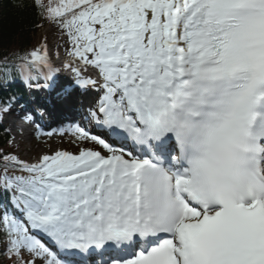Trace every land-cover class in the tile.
<instances>
[{"label": "snow or ice", "instance_id": "snow-or-ice-1", "mask_svg": "<svg viewBox=\"0 0 264 264\" xmlns=\"http://www.w3.org/2000/svg\"><path fill=\"white\" fill-rule=\"evenodd\" d=\"M14 7L59 33L64 58L46 43L4 55L0 90L19 82L77 119L60 130L76 151L0 150L12 264H264V0Z\"/></svg>", "mask_w": 264, "mask_h": 264}, {"label": "trees", "instance_id": "trees-1", "mask_svg": "<svg viewBox=\"0 0 264 264\" xmlns=\"http://www.w3.org/2000/svg\"><path fill=\"white\" fill-rule=\"evenodd\" d=\"M18 2L19 0H0V59L4 55L28 51L25 46L27 40L46 23L36 15L35 9L21 10L14 7ZM8 142V136L0 130V150L8 152ZM0 264H12L3 243H0Z\"/></svg>", "mask_w": 264, "mask_h": 264}, {"label": "rangeland", "instance_id": "rangeland-1", "mask_svg": "<svg viewBox=\"0 0 264 264\" xmlns=\"http://www.w3.org/2000/svg\"><path fill=\"white\" fill-rule=\"evenodd\" d=\"M46 43L50 51L52 48L57 51L58 46L63 45V40L60 38L59 33L51 26L39 28V30L27 40V50L39 48L42 44ZM29 136L17 142L15 134L11 131L9 135L12 138L13 153L18 155L20 159L25 161L34 162L43 154H51L56 150L76 151V145L72 143L73 137L68 134L58 133L45 137L42 132ZM43 135V136H42Z\"/></svg>", "mask_w": 264, "mask_h": 264}, {"label": "bare ground", "instance_id": "bare-ground-1", "mask_svg": "<svg viewBox=\"0 0 264 264\" xmlns=\"http://www.w3.org/2000/svg\"><path fill=\"white\" fill-rule=\"evenodd\" d=\"M48 26H50L48 23H45L44 25H42L41 27H39V28H42V27H48ZM39 28L37 29V31L39 30ZM52 55V54H51ZM53 56V55H52ZM44 117L45 118H48L49 117V112L47 111V112H45V114H44ZM20 130H22V128H20ZM55 130V128L53 127V126H51V127H49L48 128V130H47V132L46 133H48V132H52V131H54ZM27 135V134H26ZM26 136H25V134L22 136V138L21 139H24Z\"/></svg>", "mask_w": 264, "mask_h": 264}]
</instances>
